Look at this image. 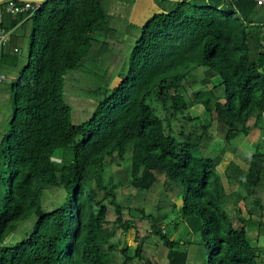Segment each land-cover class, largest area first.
Segmentation results:
<instances>
[{
  "label": "trees",
  "instance_id": "trees-1",
  "mask_svg": "<svg viewBox=\"0 0 264 264\" xmlns=\"http://www.w3.org/2000/svg\"><path fill=\"white\" fill-rule=\"evenodd\" d=\"M33 1L0 20V264H264V4ZM254 125L242 218L218 169Z\"/></svg>",
  "mask_w": 264,
  "mask_h": 264
},
{
  "label": "rangeland",
  "instance_id": "rangeland-1",
  "mask_svg": "<svg viewBox=\"0 0 264 264\" xmlns=\"http://www.w3.org/2000/svg\"><path fill=\"white\" fill-rule=\"evenodd\" d=\"M13 4L14 0H8L7 2H11ZM45 0H42V2ZM150 0H140L137 5V8L134 11L133 22L138 25H144L153 15H154V6L150 3ZM11 43V36L9 39L8 45L4 48V50L9 51V46ZM122 58V54L118 52L109 54L106 58L107 61L116 62ZM3 87V88H2ZM7 89L4 86L0 85V107L1 103H5V111L6 114H2L0 111V134H4L7 129V124L9 122V115L12 111L13 99L6 95ZM204 109L201 107L199 109H194L192 111V115L194 117H202V121L205 124V121L208 119L204 114ZM254 123H252L253 125ZM263 139L262 130L257 128L254 125L251 134L248 137H241L232 143V147L238 151L236 156L235 152L231 151L227 152L224 156L222 164L218 169V174L223 178L227 192L230 195L231 203L233 205H238L241 209H243V217H247L246 207L243 198L248 193L249 188L244 183L245 176L248 171L249 159L242 160L241 157H248L252 153L256 152L260 145V141ZM217 146V144H216ZM229 148V147H228ZM218 149V148H217ZM216 149V150H217ZM244 161V162H243ZM248 161V162H247ZM230 177V178H228ZM259 221V220H258ZM264 222V218L262 220ZM166 234L171 238L172 241H183L187 238L190 230L188 226L182 222L181 220L175 219V216H171L169 221L167 222V228L165 229ZM257 231L253 230L251 232V241L253 246H262L264 247V237L258 240ZM135 233H131L128 236V242L131 246L136 247V243L134 241ZM163 264V263H162Z\"/></svg>",
  "mask_w": 264,
  "mask_h": 264
},
{
  "label": "built area",
  "instance_id": "built-area-1",
  "mask_svg": "<svg viewBox=\"0 0 264 264\" xmlns=\"http://www.w3.org/2000/svg\"><path fill=\"white\" fill-rule=\"evenodd\" d=\"M256 1L260 5H263L264 4V0H256ZM15 12H16V7H15V4L14 3L13 4H10L8 7L0 8V20L2 19V17L4 16L5 13L15 14ZM10 36H11V33L7 32L0 25V54H1V51L4 50V48L8 45ZM3 80H5V77L0 73V82H2Z\"/></svg>",
  "mask_w": 264,
  "mask_h": 264
},
{
  "label": "crops",
  "instance_id": "crops-1",
  "mask_svg": "<svg viewBox=\"0 0 264 264\" xmlns=\"http://www.w3.org/2000/svg\"><path fill=\"white\" fill-rule=\"evenodd\" d=\"M1 1V0H0ZM150 1H152V0H150ZM6 2V1H5ZM5 2H3V3H5ZM140 2V0H138V3ZM3 3H1L0 4V6L3 4ZM151 4H152V2H150ZM138 5V4H137ZM137 5L135 6V8H134V11H135V9L137 8ZM134 15V14H133ZM7 51V50H6Z\"/></svg>",
  "mask_w": 264,
  "mask_h": 264
},
{
  "label": "water",
  "instance_id": "water-1",
  "mask_svg": "<svg viewBox=\"0 0 264 264\" xmlns=\"http://www.w3.org/2000/svg\"><path fill=\"white\" fill-rule=\"evenodd\" d=\"M5 1H8V0H1L0 1V4L3 3V2H5ZM25 1H27V0H25ZM30 1H33V0H30ZM36 1H41V0H34L33 2H36Z\"/></svg>",
  "mask_w": 264,
  "mask_h": 264
}]
</instances>
